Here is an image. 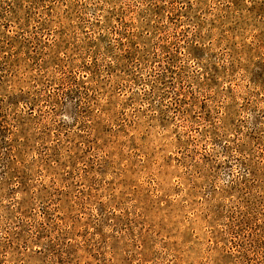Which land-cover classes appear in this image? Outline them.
<instances>
[{
    "label": "rangeland",
    "instance_id": "obj_1",
    "mask_svg": "<svg viewBox=\"0 0 264 264\" xmlns=\"http://www.w3.org/2000/svg\"><path fill=\"white\" fill-rule=\"evenodd\" d=\"M0 264H264V0H0Z\"/></svg>",
    "mask_w": 264,
    "mask_h": 264
}]
</instances>
